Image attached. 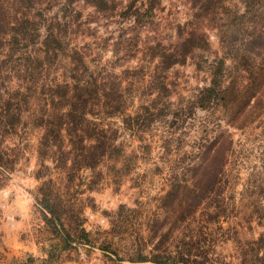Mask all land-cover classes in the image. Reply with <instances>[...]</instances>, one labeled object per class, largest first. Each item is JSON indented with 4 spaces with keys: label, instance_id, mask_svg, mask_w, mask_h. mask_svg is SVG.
Listing matches in <instances>:
<instances>
[{
    "label": "rangeland",
    "instance_id": "374dc122",
    "mask_svg": "<svg viewBox=\"0 0 264 264\" xmlns=\"http://www.w3.org/2000/svg\"><path fill=\"white\" fill-rule=\"evenodd\" d=\"M257 2L245 12L244 0H21L30 16L46 8L60 50L44 41L39 14L27 35L0 24V264H264ZM218 66L228 92L210 100L203 93ZM252 70L262 78L251 89ZM78 79L93 83L82 143L95 142L94 128L114 142L93 158L73 157L70 126L56 115ZM25 85L29 99L10 126L6 99ZM213 140L224 142V171L186 212L192 168ZM46 182L59 217L40 201Z\"/></svg>",
    "mask_w": 264,
    "mask_h": 264
},
{
    "label": "trees",
    "instance_id": "16d2710c",
    "mask_svg": "<svg viewBox=\"0 0 264 264\" xmlns=\"http://www.w3.org/2000/svg\"><path fill=\"white\" fill-rule=\"evenodd\" d=\"M27 1H30V0H27ZM68 1L72 2L73 0H68ZM91 1L92 3L98 4L96 2L98 1L104 2L106 0H91ZM244 1H245V7H246L245 12H249L254 7L256 8L258 7L257 0H244ZM20 3H21V0H0V24H7L9 26L10 24H14L16 28L11 27V29L18 31V29L21 30L22 27H24L26 24L36 23L37 21L36 17H37V14H39V19H40V22L42 23L41 24L42 27L43 25H45L44 28L46 32L43 33L44 41L47 42L51 39L57 45L55 46V49L60 50L59 48L60 45L58 42L56 32L55 30H53L51 26L52 24L51 20L47 17L45 13L46 8L39 7L34 10H31L35 12V16L34 14L33 16H30L29 14H27L28 8L24 5L20 6ZM32 5L33 4L29 6H32ZM243 15L244 14H240L238 17L240 18ZM22 31L24 30H21V32L19 33L22 35H27V33L23 34ZM2 33L7 34V31H2ZM240 34L241 33L239 31L238 34H236V36L239 37ZM10 35L13 38V40H15L16 36L13 33ZM0 39L4 40L8 38L7 37L4 38L0 36ZM218 64H221V63L219 62ZM219 67L220 66L215 68L214 73L216 77L214 78L212 84L204 89L203 95L209 98L211 97L210 100L212 98L218 99L220 98L219 96L220 93L228 92V86L224 84L225 74L222 68H219ZM250 74L251 76L249 79H251V81H250V85H248L249 88L252 89L257 85L260 87L262 76L260 77L259 75H257V72L255 70H252ZM20 77L23 79V76H20ZM0 78H1V75H0ZM61 86L69 88L68 87L69 84L66 81H64L63 85H60V84L58 85L59 88H61ZM92 86H93V83L89 79H86L83 81L79 79L77 81L75 80L72 87H70V93H68V89H67L66 92H63L61 94L62 98L68 99L67 100L69 103L68 107L65 110H63L65 111L64 113L62 112L56 113V115L59 117L61 122H64V120H66L67 125L70 126V132L72 133V134L70 133V136H72V138H70L69 140L71 141L70 143L72 147H69V149L72 150V152L74 151V154H73L74 158H80V156H83L84 158H87V157L93 158L94 156L97 155L98 149H99V154H103V153H106L107 149L110 148L111 150V148L114 146V142L110 138H108L107 133L98 132L99 128L92 129L91 135L94 136L95 142L90 143L88 145H85L82 143L81 137L77 133V131L81 130L80 127H82V123H83L84 111L82 107L88 105L87 99L91 93ZM30 91H31L30 86H27V85H25V87L19 86L15 90L10 92V98L8 99L4 98L6 99L8 103H6L7 108L5 109V112L3 115L9 116L10 113L12 112V114L10 115V126L15 127L16 123L18 122L17 120L20 119L19 117V111L21 110L20 104L22 102L27 101V99H29L28 97L29 94L27 93H31ZM242 91L246 92V89H242ZM99 93L100 92H97L95 93V95H98ZM102 94H104V96L106 95L103 92V90H102ZM251 95L253 94L251 93ZM2 99L0 98V101ZM9 99L10 101H8ZM14 103H16V105H14ZM243 103L247 104L248 100H246ZM244 104H241L240 106L243 107ZM226 106L228 107V104ZM52 115L53 114H50V113L47 114L48 118L45 120V124H44L45 125L44 134H43L44 139L47 138V134L53 137L54 136L53 132L56 131L53 125V122L55 120L52 119L51 117ZM42 122H43L42 119L38 121V123L40 124ZM47 124L49 125V127L50 126L52 127V128L48 127V129L50 130L46 129ZM50 140L51 139L47 138V141L46 142L42 141V143L50 145L51 143ZM61 151L63 152L64 148H62ZM201 153L203 157L202 160L198 164L193 166L192 168L193 169L192 177H193V180L195 179L194 182L192 183V186H194V189L193 187L188 188V191H190V193H187L188 191L186 192L185 190L184 193L186 195L187 200L183 202L184 203L183 205L179 204V207L186 209L185 210L186 212L192 211V209H194V206L197 204L200 198L206 193L210 192L211 186L214 184L212 182H216L218 179V175H220L224 171V165L226 162L227 152L225 150L223 141L213 140L211 143L207 145V147H205L204 151H201ZM58 157L59 158H56V160L61 163V161L63 160V156L58 155ZM91 167H94V166H91ZM72 168L73 167H70V166L68 167L67 169L68 173H69V170ZM46 183L48 184V189L43 193V197L40 199V201L42 202V205L45 208V210H47L50 214H52V216L59 217L60 203L55 202V198L52 196V190H51L50 184L49 182H46ZM174 191L175 193L178 192L177 189H175ZM153 256L154 257H164V255L161 254L160 251L158 250H156L153 253Z\"/></svg>",
    "mask_w": 264,
    "mask_h": 264
}]
</instances>
